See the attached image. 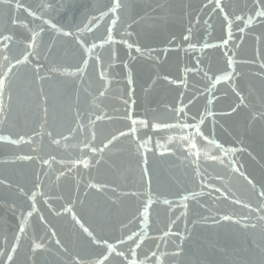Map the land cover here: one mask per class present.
Instances as JSON below:
<instances>
[{"label": "water", "instance_id": "water-1", "mask_svg": "<svg viewBox=\"0 0 264 264\" xmlns=\"http://www.w3.org/2000/svg\"><path fill=\"white\" fill-rule=\"evenodd\" d=\"M258 13L0 0V264H264Z\"/></svg>", "mask_w": 264, "mask_h": 264}, {"label": "snow or ice", "instance_id": "snow-or-ice-1", "mask_svg": "<svg viewBox=\"0 0 264 264\" xmlns=\"http://www.w3.org/2000/svg\"><path fill=\"white\" fill-rule=\"evenodd\" d=\"M259 15H264V13H258ZM110 33H111V29H109V40H111V35H110ZM2 87H3V82L2 81H0V89H2ZM9 259H11V257H9Z\"/></svg>", "mask_w": 264, "mask_h": 264}]
</instances>
